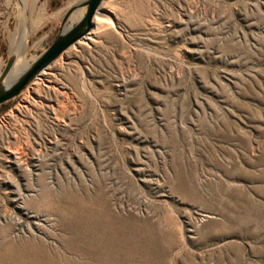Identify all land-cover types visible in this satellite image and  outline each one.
Segmentation results:
<instances>
[{
    "label": "rangeland",
    "instance_id": "374dc122",
    "mask_svg": "<svg viewBox=\"0 0 264 264\" xmlns=\"http://www.w3.org/2000/svg\"><path fill=\"white\" fill-rule=\"evenodd\" d=\"M22 1L0 74L21 24L32 62L81 0ZM99 12L0 105V264H264V0Z\"/></svg>",
    "mask_w": 264,
    "mask_h": 264
},
{
    "label": "water",
    "instance_id": "95a60500",
    "mask_svg": "<svg viewBox=\"0 0 264 264\" xmlns=\"http://www.w3.org/2000/svg\"><path fill=\"white\" fill-rule=\"evenodd\" d=\"M103 0H81L73 4L65 13L58 33L48 48L37 56L20 72L13 74L17 62L14 52L8 57L0 74V105L20 95L45 69L57 60L71 46L85 38L94 27V19ZM85 8L76 23H70L75 12ZM26 14V11H24Z\"/></svg>",
    "mask_w": 264,
    "mask_h": 264
},
{
    "label": "bare ground",
    "instance_id": "6f19581e",
    "mask_svg": "<svg viewBox=\"0 0 264 264\" xmlns=\"http://www.w3.org/2000/svg\"><path fill=\"white\" fill-rule=\"evenodd\" d=\"M36 0H34V2H35ZM22 2H25V0H23ZM33 2V3H34ZM36 3V2H35ZM26 4V3H25ZM34 5L35 4H33V10L35 9L34 8ZM35 11V10H34ZM84 12H85V8H80V9H78L76 12H75V14L74 15H77V14H79L80 16L78 17V19L84 14ZM27 13V12H26ZM25 14V13H24ZM32 14V13H31ZM99 14H100V12L98 11L97 12V14H96V16H95V19H94V29L92 30V32L91 33H89L87 36H86V38L87 37H91L90 35L95 31V30H97V29H102V28H104L105 29V27H107V26H105L104 25V23L105 22H103L102 20H101V18H100V16H99ZM102 14V13H101ZM104 14V13H103ZM34 16V15H33ZM43 16H44V14H43ZM78 16V15H77ZM76 16V17H77ZM104 18H105V16L104 15H102ZM26 17V16H25ZM32 19H31V28H35V27H38V24L41 22V19L43 18L42 17V12L41 11H39V9H38V12L36 13V16L35 17H31ZM76 19V18H75ZM75 21V20H74ZM108 21V20H107ZM30 23V22H29ZM103 26H105V27H103ZM20 27V26H19ZM30 27V26H29ZM30 28V29H31ZM34 30V29H33ZM19 32V31H18ZM96 32V31H95ZM94 32V33H95ZM98 33V32H97ZM95 35H96V33H95ZM84 39V38H83ZM85 40V39H84ZM12 41H13V48H14V46H16L13 50H12V52H14V53H16V55H17V62H16V64H15V66H14V69H13V74H15V73H18V72H20L23 68H25V67H27L28 65H29V59L27 60L26 58H25V56H24V54H23V49H25L24 47L26 46V45H28V42H29V31H28V27H26L25 25H23V24H21V27H20V34L18 35V36H14V38H12ZM80 42V41H79ZM16 44V45H15ZM1 63V62H0ZM46 71V70H45Z\"/></svg>",
    "mask_w": 264,
    "mask_h": 264
}]
</instances>
